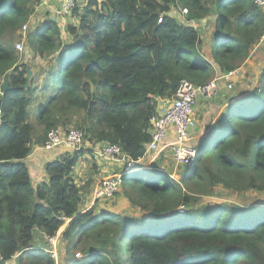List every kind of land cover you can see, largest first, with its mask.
I'll use <instances>...</instances> for the list:
<instances>
[{
  "label": "trees",
  "instance_id": "16d2710c",
  "mask_svg": "<svg viewBox=\"0 0 264 264\" xmlns=\"http://www.w3.org/2000/svg\"><path fill=\"white\" fill-rule=\"evenodd\" d=\"M36 3L0 0V87L9 84L0 93V257L56 264L45 237L63 228L56 247L61 264H264V201L198 207L199 196L217 187L264 193V68L252 91L229 98L205 133L189 141L197 155L183 166L186 174L171 177L160 167L161 153L151 170L122 178L123 198L140 210L137 217L82 207L73 170L88 150L58 149L60 156L44 166L47 181L36 187L24 162L34 103L44 135L70 130L58 118L75 109L83 112L76 130L95 154L117 145L137 161L160 103L174 99L182 80L203 86L216 79L213 64L222 74L239 69L263 34V11L253 0H86L73 9L77 26L67 24L63 40L52 18L31 20ZM175 7L184 21L174 18ZM207 19L214 24L211 60L202 52ZM26 23L25 49L46 62L27 86L31 67L12 44ZM37 92L43 100H35Z\"/></svg>",
  "mask_w": 264,
  "mask_h": 264
},
{
  "label": "built area",
  "instance_id": "2783aa9c",
  "mask_svg": "<svg viewBox=\"0 0 264 264\" xmlns=\"http://www.w3.org/2000/svg\"><path fill=\"white\" fill-rule=\"evenodd\" d=\"M37 3L34 8V13L36 9L44 6L46 0H36ZM78 0H62L59 3V7L56 9H51L52 13H55L57 17L69 18L71 17L73 9L76 7ZM256 7L264 13V0H253ZM182 14H187L186 9L181 10ZM161 20L159 19L158 22ZM29 23L22 26L20 30L21 39L15 44V50L21 52L23 49V44L25 42V34ZM205 31L209 30V26L204 27ZM260 42L264 41V30L260 37ZM239 74V69L223 74L219 79H213L208 84L203 86H195L191 82L182 80L174 94V99L169 103H164L165 109L159 114L157 118L152 120V128L150 131L151 140L148 144L144 146L143 155L137 161L131 160L126 155H121V150L117 145H103L100 147L96 155L101 161H112L116 164L122 165L124 167H131L136 164L150 165L156 161V157L162 153V151L167 148L169 149L172 160L176 167H183L193 164L196 158V151L193 147L189 146L190 132L195 128L196 122L194 118V112L196 104L199 99L211 100L217 92V82L224 81L229 89L232 88V80ZM170 128L173 131V140L168 141V133ZM83 133L76 129H70L64 131L60 128L50 129L45 137L41 149L52 153L60 148L67 151H79L83 148ZM152 160V162H151ZM127 172L123 176L120 174L114 177H109L107 179L101 180L98 187L93 192V199L98 200H111L119 192L122 178L126 175L132 173ZM171 177L174 175L171 174ZM179 211H183L179 209ZM46 241L51 245L52 249L50 255L52 258L57 259V241L58 236L47 238ZM78 257V255H77ZM17 256L12 257L8 260H3L0 257V264H16ZM56 261V260H55Z\"/></svg>",
  "mask_w": 264,
  "mask_h": 264
},
{
  "label": "crops",
  "instance_id": "0c3cea01",
  "mask_svg": "<svg viewBox=\"0 0 264 264\" xmlns=\"http://www.w3.org/2000/svg\"><path fill=\"white\" fill-rule=\"evenodd\" d=\"M62 0H46V4L38 9H36L34 16L31 18L35 20V22L40 21L42 18H44L46 15L48 17H52L54 21H56L60 27L61 30V36L62 39H66V33L65 28L67 24L70 22H73L72 24L75 25L78 21L75 18V15L72 14L69 18H60L55 15V13L51 12V9H56L59 7V3ZM86 0H81L82 3ZM174 16V15H173ZM72 18V19H71ZM179 21H184V16L179 15L174 16ZM211 23V27H210ZM207 24L209 25V30L205 31L203 29L201 32L203 33L202 36V52L204 57L207 60H211V49L214 47L213 40L211 38V34L213 31V21L207 19ZM262 45V47H261ZM264 41H259L251 50L249 57L245 60L243 65L239 68V74L233 78L232 82V88L229 89L227 87V84L222 80L217 82V92L216 97H219L220 100H229V98L234 97L238 94H242L244 92L252 91L255 86L258 84L259 75L261 74L263 68H264V56H260V54H256L257 49L261 48L262 51L264 50ZM255 55V57H254ZM214 72H215V78L219 79L223 74L219 71V68L217 65H212ZM251 76V78H250ZM251 80H248V79ZM234 86V88H233ZM233 89V90H232ZM231 91V92H230ZM202 100V99H199ZM159 114L162 113L165 109L164 103H160L159 105ZM224 110L219 112V114L223 113ZM196 127V126H195ZM195 129V128H194ZM194 130H192V135ZM200 135V133H199ZM173 131L170 128V132L168 133V141L171 142L173 140ZM87 148V149H86ZM83 149L88 150L90 152H87V154L76 164L73 170V178L76 185H79L81 187L88 188L87 191L83 192L82 199L83 202L86 204L84 206L85 209H88L93 202V190L96 185V182L98 181L97 177H94L95 171H99V174L104 177H109L110 175H118V164L112 162V161H100L98 156L94 152V147H90L86 145ZM60 156V151L56 150L52 153L46 152L41 149V144H35L34 145V139L31 146V152L28 155V157L25 159V164L29 170L30 179L32 182V186L36 187L40 185L43 182L47 181V176L45 174L44 166L46 163H49L55 159H57ZM161 156L163 158L170 157V151L169 149L165 148L162 151ZM164 169V167L160 166ZM112 177V176H111ZM90 178L93 179V182L88 181ZM61 232L58 234L60 235Z\"/></svg>",
  "mask_w": 264,
  "mask_h": 264
},
{
  "label": "rangeland",
  "instance_id": "374dc122",
  "mask_svg": "<svg viewBox=\"0 0 264 264\" xmlns=\"http://www.w3.org/2000/svg\"><path fill=\"white\" fill-rule=\"evenodd\" d=\"M77 5L79 6L78 8L81 7V0H78V2L76 3V6ZM174 11H176L177 14H180L179 7H175ZM73 19L77 20V17L75 16V18H73ZM72 23L73 22H70L69 24H72ZM75 25L77 26V23ZM210 27H211V23H210ZM18 40H19V38H15V39L13 38L12 39V44L14 45V47H15V44ZM213 45L215 46V42H213ZM24 46L26 47V43L23 44V49L21 52H18V54L20 56V61L23 60L24 62L28 63L31 67L29 69V72H30V76L28 79V81H29L30 78L34 75L35 71H39L40 69H43V70L46 69V62H44L40 59H37L36 56L31 53V50L28 48L25 49ZM261 47H262V45H261ZM256 54H260V56H264V50L262 51L261 48H258L255 55ZM255 55H254V57H255ZM41 76H43V75H41ZM41 76L39 78L35 76V80H36L35 85L37 87H41L43 84L42 78H44V76L43 77H41ZM26 78H27V76H26ZM250 78H251V76H250ZM250 78L248 80H251ZM4 82H3V84H4ZM3 84H2V86H3ZM233 88H234V86H233ZM38 94L40 95V93L37 92L38 98L36 97L35 100H43L40 98V96H38ZM226 102H227V100H220L219 97H216V96H213V98L211 100H199L197 102L195 112H194L196 127H195V129H192L195 132H193V135H191V137H190L191 143L194 144V142L197 140V138H200L202 136V134L205 133L206 126L208 125L210 120L214 116L216 118L220 115L219 112H221L222 110L225 109ZM66 111H67V113L63 116H59L58 119L60 121H64V120L69 121L64 128L67 127L68 129H78L76 127V125L80 124V122L82 121L83 112L75 110V109H69ZM54 114L58 115L57 110H54ZM29 115H30V119H29L30 122L35 126V132L33 134L34 145H35L36 143L37 144L39 143L38 142L39 139L44 141L45 136H46V135H44V126L41 124H37V122H36V104L35 103L32 106H30V108H29ZM192 130H191V132H192ZM199 133H201V134L199 135ZM85 146L86 145L83 144V148ZM158 160H159V156L156 157V161H158ZM147 161H149V160H147ZM147 161L145 162V164H143V166L145 168H147V167L152 168V166L149 163H147ZM151 162H152V160H151ZM159 162H161L160 165H162L168 172H170L172 175H174V177H173L174 179H178V173L179 172L186 174L185 173L186 168L185 167H176L174 165V163H172V160L170 157L160 159ZM122 167H123L122 165L119 166L118 167L119 170ZM111 176L114 177L115 174L110 175L109 177H111ZM94 177L98 178V181L96 182L94 190L98 187L101 180L109 178V177L101 176V174H99V171H95ZM88 181L93 182V179L90 178ZM82 190L85 192L88 190V188L82 187ZM254 201H264V193H262L260 191H256V190H248V191H245L242 193H234V192L229 191L225 188L217 187L216 189H214L213 194L208 195V196H199L198 207L201 205H207V206L208 205H210V206H215V205L244 206V205H246L250 202H254ZM94 204H97L96 205L97 209L107 210L108 212H111V213L115 212L117 214L125 215V216L137 217V216H139V213H140L139 209H132L130 207V205L128 204V201H126L123 198L121 189L113 197V199H111L109 201L94 200L93 199L92 206ZM85 205L86 204H83L82 207H84ZM77 255H78V257L80 256L79 254H77ZM55 260H56L55 261L56 264H61L60 256H58V253H57V259H55Z\"/></svg>",
  "mask_w": 264,
  "mask_h": 264
},
{
  "label": "water",
  "instance_id": "95a60500",
  "mask_svg": "<svg viewBox=\"0 0 264 264\" xmlns=\"http://www.w3.org/2000/svg\"><path fill=\"white\" fill-rule=\"evenodd\" d=\"M52 19H53V18H52ZM29 76H30V72H28V74H27V78H26V84H25V86H27V84H28ZM8 89H9V84H8V81L5 80L3 86L0 88V92L3 93V92H5V91L8 90ZM229 101H230V100H228V102H229ZM202 135H203V134H202ZM151 169H152L151 167H147V168H145L143 165H138V164H136V165H133V166H131V167H124L123 170L121 171V175L123 176L125 173H127V172H131V171H133V172H137V171H144V170H151Z\"/></svg>",
  "mask_w": 264,
  "mask_h": 264
},
{
  "label": "clouds",
  "instance_id": "9594fccd",
  "mask_svg": "<svg viewBox=\"0 0 264 264\" xmlns=\"http://www.w3.org/2000/svg\"><path fill=\"white\" fill-rule=\"evenodd\" d=\"M34 14H35V13H33V16H34ZM33 16H32V17H33ZM32 17H31V18H32ZM50 18H52V17H50ZM82 149H83V148H82ZM137 172H138V171H137ZM91 206H92V205H91ZM91 206H90V207H91ZM90 207H89V208H90ZM89 208H88V209H89ZM62 230H63V229H62ZM62 230H60V232H62ZM57 236L59 237V234H57ZM76 256H77V255H76ZM78 258H81V257L79 256Z\"/></svg>",
  "mask_w": 264,
  "mask_h": 264
},
{
  "label": "bare ground",
  "instance_id": "6f19581e",
  "mask_svg": "<svg viewBox=\"0 0 264 264\" xmlns=\"http://www.w3.org/2000/svg\"><path fill=\"white\" fill-rule=\"evenodd\" d=\"M98 200H100V199H98Z\"/></svg>",
  "mask_w": 264,
  "mask_h": 264
}]
</instances>
